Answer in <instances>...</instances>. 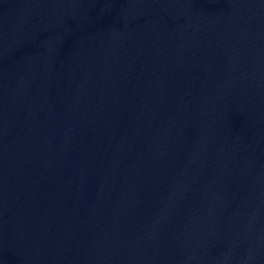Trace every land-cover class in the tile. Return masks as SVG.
<instances>
[{"label":"water","instance_id":"95a60500","mask_svg":"<svg viewBox=\"0 0 264 264\" xmlns=\"http://www.w3.org/2000/svg\"><path fill=\"white\" fill-rule=\"evenodd\" d=\"M0 264H264V0H0Z\"/></svg>","mask_w":264,"mask_h":264}]
</instances>
